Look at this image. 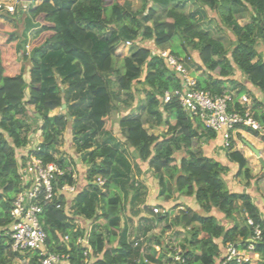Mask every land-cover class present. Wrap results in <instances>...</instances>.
Here are the masks:
<instances>
[{
	"label": "trees",
	"instance_id": "16d2710c",
	"mask_svg": "<svg viewBox=\"0 0 264 264\" xmlns=\"http://www.w3.org/2000/svg\"><path fill=\"white\" fill-rule=\"evenodd\" d=\"M15 2L0 0L2 5ZM127 6L121 0H31L29 7L16 8L13 14L0 10L23 23L18 35V23L0 14V264H20L25 258L29 259L26 264H39L37 253H12L8 233L11 203L20 188L18 165L25 161L18 151L26 147L30 133L38 131L41 143L31 154L63 171L53 185L56 195L43 203L39 220L46 233L47 252L66 254L70 264L161 263L169 244L163 247L156 240L150 250L147 244L152 238L147 235L181 206L170 203L175 202L171 200L174 195L192 198L197 205L196 210L187 207L179 211L174 221L178 233H188L189 237H184L186 245L181 248L184 264H218L226 245L247 246L253 227L246 224L245 216L264 230L263 215L251 197L228 189L223 177L228 169L205 156L199 144L194 149V142L214 140L215 134L198 119L190 118L176 101L162 104L163 94L180 89L181 80L164 59L152 54L148 43L152 41L160 50L169 49L188 69L196 62L201 71L195 79L199 90L221 95L229 84L238 88L234 80L238 72L264 95V0H142L141 10L136 12ZM207 9L217 16L221 32L225 28L234 37L229 50L212 31L213 21L203 20L209 15ZM158 10L163 20L154 28L147 26ZM237 18L250 21L241 26ZM128 43L133 44L131 54L122 58ZM116 59L121 61L119 69ZM143 71L144 100L131 110L129 101L135 96L130 89ZM65 83L72 86L77 103L68 104L72 94L62 89ZM236 91L237 97L248 94L243 86ZM121 93L129 99L122 100L128 111L118 120L123 142L113 135L111 118L118 110L114 103L121 101ZM253 102V117L264 130V112L257 110L261 104L256 99ZM63 104L67 113L50 116ZM67 117L76 118L72 142L86 168V185L76 183L71 199L60 192L62 186L75 184L68 168L76 162L63 158L59 151ZM146 125L166 126V130L156 136L149 134ZM244 129L259 137L257 132ZM259 138L264 142V137ZM125 148L155 172L158 196L165 202L157 206L165 211V217L143 205L146 188L133 179L134 172L140 174L141 169L130 163ZM178 153L183 154L179 159ZM226 154L239 173H244L248 185L252 180L248 163L234 150L233 142ZM97 177L105 180L103 187L93 184ZM256 191L264 206V175L256 180ZM119 193L131 195L130 209H141L148 215L139 218L133 233L137 234L135 240L142 239L137 246L134 240H127L126 228L119 230L123 210ZM76 218L84 219L87 225L78 226ZM172 228L165 225L162 232ZM85 233L87 244H77ZM118 233V244L113 246ZM263 243L264 232L262 242L255 246L260 259H264ZM154 247L161 249L158 257ZM85 251H89L87 256Z\"/></svg>",
	"mask_w": 264,
	"mask_h": 264
},
{
	"label": "built area",
	"instance_id": "2783aa9c",
	"mask_svg": "<svg viewBox=\"0 0 264 264\" xmlns=\"http://www.w3.org/2000/svg\"><path fill=\"white\" fill-rule=\"evenodd\" d=\"M16 4L17 1L14 5H2L0 3V10L13 14L16 11ZM132 45V43H128L127 47ZM152 54L164 59L167 66L177 73L181 80L180 89L163 94L162 104L176 101L183 112L192 119H198L207 130L219 138L225 151L229 150L230 144L233 142L232 134L240 130L244 131V128L257 132L259 137H264V130L253 117V98L247 94L237 97L228 91L221 95H213L199 90L196 88L195 78L190 75L184 62L172 55L169 50H153ZM40 143L41 132L38 131L36 140H30L29 148L24 156L25 161L18 165L20 188L14 195L9 213L10 249L12 253L19 255L37 253L39 264H70L66 254H49L46 249L47 237L40 223L39 214L42 211L43 203L52 201L54 195H56L53 185L58 177L63 175V171L56 164H45L31 154V152L39 149ZM72 177L75 184L64 185L60 190L66 196H73L76 192L77 180L74 173ZM93 184L97 187H103L105 180L97 177L94 179ZM151 210L153 214H165V211L159 206H154ZM245 217L246 224L253 227V236L247 241L249 242L248 245L241 249L234 244L226 245L218 264H230L232 261L237 264L258 261L264 264V259H260L255 252V246L262 242L264 230L253 225L248 216ZM87 240L88 234L85 233L83 237L78 238L77 244L86 245ZM133 240L134 246H137L142 239ZM63 241L66 243L68 237L65 236ZM88 252L85 251L84 256H87ZM141 252L145 255L146 247L142 248ZM165 253L161 263L151 262V264H184L181 250L178 251L174 247L173 250L169 248ZM159 255L160 253L156 257ZM28 260V258H25L19 263L26 264Z\"/></svg>",
	"mask_w": 264,
	"mask_h": 264
},
{
	"label": "rangeland",
	"instance_id": "374dc122",
	"mask_svg": "<svg viewBox=\"0 0 264 264\" xmlns=\"http://www.w3.org/2000/svg\"><path fill=\"white\" fill-rule=\"evenodd\" d=\"M17 1V4H16V8L20 11V10H24L25 8L29 7L30 5V1H23V0H16ZM113 1H117V0H113ZM123 2H125L129 8H130V11L132 12H136V11H139L141 10L142 8V0H121ZM127 6V8H128ZM193 10L195 7H191ZM208 14L210 15H204V19L205 21L211 19L213 21V24L211 25L212 26V31L215 32V36L218 37V38H221L223 43L225 44L226 46V49H230L231 48V42L234 41V37L232 36V34L229 32V30L223 28L222 32H221V29L217 26V22L218 21L217 19V16L215 15L214 12L208 10ZM16 12V11H15ZM1 15L7 17L12 23H18V18H14V17H11L10 15H8L6 12H0ZM26 14V13H25ZM201 16V14L199 15ZM164 18V15L161 11L158 10L157 12V16L150 22H148L146 25L149 26V27H152L154 28L156 26V24L158 22H161ZM216 20H215V19ZM238 22L241 26L247 24L250 20L248 18H245V19H238ZM23 30V23L22 21H20L18 23V35H20L21 31ZM149 43V48L150 49H153V48H156L154 47L152 41L148 42ZM167 49V48H166ZM130 50H131V46L130 47H127L123 53H122V58H125V57H128L131 53H130ZM169 50V49H167ZM121 64V61L120 59H116L115 61V67L116 69H119L120 68V65ZM190 68L188 69L189 72H192V73H197L199 72L200 70L198 69L197 67V64L196 62L192 61V63L189 64ZM201 74V72H200ZM144 76V71L142 73V76L139 78L138 81L134 82L131 89H130V92L134 94L135 98L133 101H129L128 99V96L127 95H124L125 93H121V96H120V100L119 102H116L114 103V106L117 107L118 110H114L112 113H111V118L114 122L113 124V135L121 142L124 141L123 137L121 136L120 134V131L118 129V120L119 118H121L123 115H125L124 113L126 111H128V109L126 110L124 107H125V104L122 102V100H126V101H129L131 102V110H135V107H136V103L137 102H142L144 100V86L142 85L141 81H142V78ZM112 80L114 81L115 80V77H112ZM62 89L64 90L65 89V93L67 94H74V90L71 89L72 86H70L69 84H62L61 85ZM235 87H238V86H235ZM233 88V85H228L227 86V90L226 92H232L233 94H236V90L239 89L238 88H235V89H232ZM114 90H116V87H113ZM72 94V96L68 97V104L72 105V103H77L78 100L76 99V96L74 97ZM69 96V95H68ZM264 100V99H263ZM33 108V107H32ZM67 108L65 107L64 109H61V108H58L54 111H52L50 113V116H54L52 115L54 112L57 114V115H60V114H65L67 113ZM66 110V111H65ZM29 115L31 117V120H33V113L29 110ZM75 119L74 117H67V120H68V126L66 128V130L64 131L63 133V138L61 139V147L59 148V151L61 150V148L63 149V151H60L61 155L63 158H70L69 160H71V162L73 161H77L79 160V155L74 153L76 151L75 149V146H73V142H72V131L74 132L73 130V126H74V122H75ZM30 121V120H29ZM145 128L147 129V131L149 132V134H153V135H156V136H159L161 133L165 132L166 130V126H161V127H156V128H150L148 125L145 126ZM34 134V132H31L30 135ZM246 135H241V134H236V140L237 142L240 144L241 147H243L244 144H242L243 140H246ZM98 139L97 137L95 136L94 137V147L97 148L99 146L98 144ZM198 144L201 146L200 143H197V142H194V149L198 146ZM64 148H65V151H64ZM127 153H128V158L130 160V163L132 165H138V168L141 169V173L140 174H137L136 172H134L133 174V179L134 180H137L138 182H140L141 184L144 185V187L148 190V192L151 194L153 192H155L157 195H158V191H159V188H158V182H157V179L155 177V172L150 169L147 165V163H143L141 161H139L135 156L134 154L132 153V150L131 149H128V148H125ZM74 150V152H73ZM72 151V152H71ZM183 156L182 153H178L176 154V158L179 159ZM77 162L75 164H71L69 166V170H72L74 175L76 176V180L79 181L80 185H86V180H85V166H82L81 164H77ZM228 172V171H227ZM227 176V173H225L223 175V177H226ZM232 178V177H231ZM225 180V179H224ZM240 180H242V177L240 178ZM237 182V181H236ZM244 182V181H243ZM247 186V185H246ZM120 194V197H121V205L123 207V210H122V216L124 218V220L128 221V225L130 227V232L135 233L136 231V220H137V216L141 213V209L139 210H136L135 208L134 209H130V203H129V198L131 197V195H124L122 193H119ZM178 195H174L173 198H171L172 201H176L178 200L177 199ZM159 199H161L163 201V199L161 197L158 196ZM154 207V206H152ZM151 205L149 206V208H152ZM187 210V207L182 205L178 208H176L175 210H172V212L169 214L168 216V219H166L163 223H160V225H158L157 227L154 228V230H152L151 232V237H152V241L150 242L151 244L150 245H147L148 248H150V250L152 249V247L156 244V240H159L160 242H163V247H166L168 246L169 244V248H173L175 247L176 249L181 250L182 246H185L186 245V242H184L183 240L185 238H182L181 241H178L177 244L173 243V237L170 236V239L167 240L166 238V234H178V230L176 229V225L174 224V221H175V218H177L178 216V213L179 211H186ZM161 217H165V214L162 213V214H159ZM236 218L239 222H241V218L239 216V214L236 215ZM170 225L172 226V230H168L166 231L165 233L162 232V229L164 228L165 225ZM79 226V225H78ZM135 229V231H134ZM119 230H121V228H119ZM188 230V229H187ZM154 234V235H152ZM157 234H160V235H157ZM180 234H185L184 237H186L187 239H189L188 237V233H182L180 232ZM157 235V236H156ZM117 237V235H116ZM114 242V241H113ZM114 245V243H112ZM153 244V245H152ZM155 248V247H154ZM155 250L157 251V254L160 253L161 249L160 248H155ZM153 263V262H152Z\"/></svg>",
	"mask_w": 264,
	"mask_h": 264
},
{
	"label": "crops",
	"instance_id": "0c3cea01",
	"mask_svg": "<svg viewBox=\"0 0 264 264\" xmlns=\"http://www.w3.org/2000/svg\"><path fill=\"white\" fill-rule=\"evenodd\" d=\"M0 21H3V19H0ZM152 51H159L160 49H151ZM161 50H167V49H161ZM170 51V50H169ZM263 55H264V50H263ZM194 60L196 58L195 55H193ZM200 72L197 73H192L190 72V75L192 77H194L196 79V77H198L200 75ZM234 80L236 81V86H238L239 88H241L242 86L247 90L248 92V96H250L253 99H256L261 106L257 107L258 112L263 113L264 112V95H262L257 88H255L253 85H251L249 82H247L245 80V77L240 75V73L236 72L235 76H234ZM29 110L33 113V108L30 107ZM52 115H57L55 112ZM236 134H241V135H246V140H243L242 144L243 147L240 146V144L237 142L236 140ZM216 137V136H215ZM37 138V133L34 132V134L29 135V143L26 145V147H24L23 149L18 151V155H24L27 153V149L29 148L30 145V140L34 141ZM232 141L234 143V150L238 151L239 153L242 154V156L244 157V159L247 161L248 163V169L250 172V175L252 176V180L249 182V184L247 185V180L244 177V173H239L238 171V167L235 163L230 162L227 159V154L226 151L223 149L221 141L219 140L218 137H216L214 140H201L200 144H201V149L202 152L204 153L205 156H207L208 158H211L217 162H219L222 166L226 167L228 169L227 172V176L224 177L226 184L228 186V189L231 192L234 193H243V194H247L251 197V200L254 204L258 205V208L260 210V212L263 215L264 218V206H263V202L259 200L258 195H257V191H256V180L264 175V168L262 167V165L260 164L259 160L257 159V157L251 152V150L246 146L245 143H249L251 144L255 149H257L260 152V155L262 157V160L264 161V142L261 141V139L259 137H255L253 135H251L250 133L246 132V131H237L234 132L232 134ZM60 151H63V149L61 148ZM65 151V148H64ZM66 152V151H65ZM72 152V151H71ZM74 152V150H73ZM75 153V152H74ZM70 159V158H68ZM77 162V161H75ZM77 164H80V161L78 160ZM232 177V178H231ZM242 177V180H240V178ZM237 181V182H236ZM244 181V182H243ZM78 184L79 181H77ZM77 184V185H78ZM247 185V186H246ZM147 191V196L144 200L143 205L145 206H157L159 204L165 203L163 202L161 199L158 198V195L153 192V193H149L148 190ZM68 199H71L72 196H67ZM177 201L175 202H170L171 204L173 203H180V205H184L188 208H192L193 210H196L197 205L195 204L194 199L192 198H185V197H177ZM124 211V210H123ZM215 214V213H214ZM216 215V214H215ZM137 220L136 222V228H137V224H138V220L141 217H148L147 214L144 213V211H141V213L137 216ZM75 223L77 225H83L85 226L86 222L84 219L82 218H76L75 219ZM87 225V224H86ZM88 227V226H87ZM120 228L121 230L123 228L127 229V240L132 241L133 239L136 238L137 234H132V232H130V227L128 225V221L124 220L122 214H121V223H120ZM135 228V229H136ZM134 229V231H135ZM1 230V229H0ZM151 232L148 233L147 236L150 237ZM154 235V234H152ZM160 235V234H157ZM156 235V236H157ZM166 238L167 240L170 239V236L173 237V243L177 244L178 241H181L182 238H184V234H166ZM117 238L114 240V245L113 246H117L118 244V240H119V233L117 234ZM152 238V237H151ZM163 243V242H162ZM150 243H148L147 245H149Z\"/></svg>",
	"mask_w": 264,
	"mask_h": 264
},
{
	"label": "water",
	"instance_id": "95a60500",
	"mask_svg": "<svg viewBox=\"0 0 264 264\" xmlns=\"http://www.w3.org/2000/svg\"><path fill=\"white\" fill-rule=\"evenodd\" d=\"M24 1H29V0H24ZM65 107H66V105L63 104L61 109H64ZM245 144L251 150V152L257 157V159L259 160L260 164L264 168V161L262 160L260 152L257 149H255L251 144H249V143H245Z\"/></svg>",
	"mask_w": 264,
	"mask_h": 264
}]
</instances>
